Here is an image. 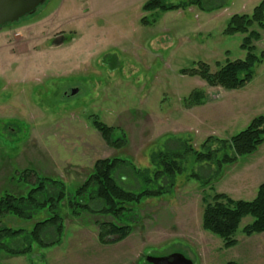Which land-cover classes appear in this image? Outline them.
Masks as SVG:
<instances>
[{
    "label": "rangeland",
    "instance_id": "rangeland-1",
    "mask_svg": "<svg viewBox=\"0 0 264 264\" xmlns=\"http://www.w3.org/2000/svg\"><path fill=\"white\" fill-rule=\"evenodd\" d=\"M148 1L47 0L34 15L3 28L0 193L24 194L13 175L29 168L72 188L102 159L126 158L152 173L153 154L178 148L181 141L206 152L202 145L209 137L230 140L264 115V62L254 68L253 83L236 91L181 74L195 63H206L215 73L217 64L245 59L244 36H226L224 30L232 16L251 15L262 0H199L190 8L145 13ZM256 45L257 53L264 51V32ZM70 89L79 90L78 95L71 96ZM195 91L204 95V104L189 109L185 102ZM93 115L124 130L127 147H109L92 127ZM177 141L178 147L172 143ZM218 148L215 143L213 149ZM258 152L225 165L220 160L232 154L230 149L219 151L210 163L186 155L172 193L149 199L126 215L123 222L133 232L115 245H104L97 237L96 223L110 218L83 214L74 219L66 212L62 243L35 246L31 262L147 264L149 256L181 254L194 264H264V234L242 233L251 217L243 220L235 237L238 245L230 249L202 227L204 197L256 198L264 184ZM121 176L124 188L143 187L130 169H123ZM3 224L28 232L35 222L11 218ZM53 240L45 238L47 243ZM29 260L0 254V264H31Z\"/></svg>",
    "mask_w": 264,
    "mask_h": 264
},
{
    "label": "trees",
    "instance_id": "trees-1",
    "mask_svg": "<svg viewBox=\"0 0 264 264\" xmlns=\"http://www.w3.org/2000/svg\"><path fill=\"white\" fill-rule=\"evenodd\" d=\"M200 4L199 0H189L183 5H167L165 0H149L143 6V12H170L190 8ZM147 24L146 20L142 21ZM264 32V0L255 7L251 15H234L230 18L224 35H243L241 45L246 52L243 60L226 61L217 64L218 70L211 72L206 63H195L192 68L181 71L188 77H199L213 88L228 91L241 90L255 78L254 68L264 62V51L257 53V43ZM187 108L204 104V95L195 91L186 99ZM92 127L100 134L104 142L115 150H123L129 143L127 133L119 127H110L98 116H91ZM178 147L179 141L172 142ZM218 149H213L214 144ZM179 147H168L164 152L153 154L151 164L154 172L137 169L126 158H108L98 160L83 183L70 187L61 179L46 177L33 168L16 172L13 182L24 187L25 193L14 195L9 191L0 193V254L10 257H29L31 264L34 247H54L62 243L65 234V216L79 219L83 214L104 216L109 221L96 223L98 241L104 245H115L125 241L133 228L123 222L129 213H135L149 199H160L172 193L174 181L183 172V159L193 154L196 162L210 163L221 150L230 149L220 164H232L240 158L256 153L264 145V115L255 118L250 125L230 140H218L209 137L202 148L206 152H197L186 142ZM142 179L143 187L139 191L128 190L119 180L123 169ZM17 178V179H16ZM25 183V184H23ZM23 184V185H22ZM27 184V185H26ZM203 187L208 184L204 182ZM211 200V201H209ZM205 205L202 217L203 230L220 238L227 249L238 245L236 234L247 217L253 222L246 225L242 233L248 237L264 234V184L258 188L253 201H235L225 194L204 197ZM18 218L35 222L31 231L15 230L3 224V221ZM54 236L46 242L45 238ZM19 245L13 247L12 243ZM22 242V243H21ZM24 242V243H23Z\"/></svg>",
    "mask_w": 264,
    "mask_h": 264
},
{
    "label": "water",
    "instance_id": "water-1",
    "mask_svg": "<svg viewBox=\"0 0 264 264\" xmlns=\"http://www.w3.org/2000/svg\"><path fill=\"white\" fill-rule=\"evenodd\" d=\"M47 0H0V32L4 27L18 23L21 19L34 15L39 7L45 4ZM62 41L56 42V46ZM58 44V45H57ZM77 91H73L75 96ZM147 264H194L181 254H173L168 257L156 258L147 257Z\"/></svg>",
    "mask_w": 264,
    "mask_h": 264
},
{
    "label": "crops",
    "instance_id": "crops-1",
    "mask_svg": "<svg viewBox=\"0 0 264 264\" xmlns=\"http://www.w3.org/2000/svg\"><path fill=\"white\" fill-rule=\"evenodd\" d=\"M262 1H263V0H262ZM262 1H261V2H262ZM251 83H253V81H252ZM251 83H250V84H251ZM250 84H249V85H250ZM258 151H260V152H258V153H261V154L259 155V159H258V160H260V163H257V165H258V169L264 170V145L261 146L260 149H259ZM258 153H257V154H258ZM255 167H256V165H255Z\"/></svg>",
    "mask_w": 264,
    "mask_h": 264
},
{
    "label": "flooded vegetation",
    "instance_id": "flooded-vegetation-1",
    "mask_svg": "<svg viewBox=\"0 0 264 264\" xmlns=\"http://www.w3.org/2000/svg\"><path fill=\"white\" fill-rule=\"evenodd\" d=\"M13 25H14V24H12V26H13ZM8 27H11V25H8V26H6V27H4V28H8ZM73 91H77V94H76V95H78L79 90H77V89H70V95H71V96H73V95H72V92H73ZM66 95H67V93H66ZM76 95H75V96H76Z\"/></svg>",
    "mask_w": 264,
    "mask_h": 264
}]
</instances>
